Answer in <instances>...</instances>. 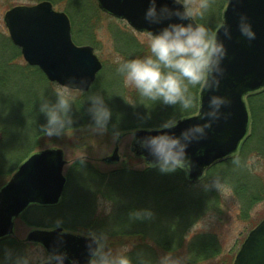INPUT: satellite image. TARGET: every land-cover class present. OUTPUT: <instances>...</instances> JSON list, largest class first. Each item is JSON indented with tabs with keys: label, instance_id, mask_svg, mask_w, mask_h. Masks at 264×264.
Here are the masks:
<instances>
[{
	"label": "trees",
	"instance_id": "1",
	"mask_svg": "<svg viewBox=\"0 0 264 264\" xmlns=\"http://www.w3.org/2000/svg\"><path fill=\"white\" fill-rule=\"evenodd\" d=\"M49 1L54 3L63 0ZM65 11L72 25H74L75 20L82 18L78 27L77 37L79 39H92V31H89L85 24L88 22L89 16L96 11L98 12L95 0H65ZM203 20H206V17ZM197 22L205 23L200 20ZM217 26L218 24L215 25V28ZM116 39L122 42L121 49H123V52L121 53L124 55V59L148 52L146 44L137 42L135 38L127 34H118ZM9 46L12 49H17L12 43ZM3 48L7 49L5 45ZM9 61L11 60H8L6 64ZM118 65L111 70L117 72ZM26 67L28 72L21 68L19 70L23 76V73H25L31 80L33 77V82H7L10 81L13 75L12 72H10V78L5 74L0 75V180L6 177L7 174L10 175V172L15 170L34 151L32 150L33 148L42 145L44 141L41 138L46 137L42 129L47 125V116L40 111V105L44 100L55 103L57 99L56 91L61 92V89L58 90L55 83L47 81L38 68L28 65ZM122 78L123 76L117 72L116 77H114L115 82H112L119 91L121 100L126 98ZM41 80L45 82H38ZM101 84L103 82H99L98 75L88 92L70 91L72 94L70 96L64 93L67 98L73 101L69 115L79 116L80 122L73 123L59 136H48V139H57L71 129L79 127L82 122L84 123L86 118L83 113H89L91 103L88 97L92 94H97ZM197 91L198 89H193V94L198 101ZM139 97L136 92L135 99H138L137 103ZM146 103L150 102L147 101ZM248 103L252 118V129L243 142L239 154L228 158L220 165L214 166L208 171V174L216 169L224 168L220 176L226 178L228 183L233 185L234 190L239 195L241 194L243 203L250 206L253 202L264 199V183L256 178L254 180L247 175V172L245 173L243 170L244 165L241 164V156L245 151H260L264 157V91L249 96ZM172 107L174 112L171 113L162 102L146 105V109L141 108L142 112H140L139 116L135 115L136 117L133 118L138 119L139 117L140 121L137 120L138 122L127 125L109 121L110 124L108 123L107 130L115 134L137 128H159L172 118L178 119L194 112L193 109V112L184 114L180 112L179 106L172 105ZM195 109L197 110V108ZM117 119L121 120L120 118ZM124 120L130 119L126 118ZM88 123L94 126L93 120H88ZM24 145L27 146V152L22 158L13 162L12 151L18 150ZM237 157L240 160L239 164L234 163ZM240 166H242V170L236 172L234 170L235 167L240 168ZM244 174L253 181V185L244 183V176H246ZM66 177L67 183L59 205L53 207H32L38 208V213L40 212V214L42 209L51 210L52 212L49 215L54 219L55 224L52 227L63 226L65 228L69 226L72 229L79 227L83 234L89 232L106 233L108 246L115 249L122 245L121 242L126 237H135L136 246L127 253L133 264H139L141 258L150 261L151 264H158L155 258L157 255L156 247L165 249L168 245L172 248L179 246L184 232L193 221L195 214H199L205 207H208L213 198L212 205H214L216 199L214 189L210 186L206 188L204 196L202 193L199 195L194 193L193 184L189 183L180 167L170 172H162L158 165L153 167L146 166L143 171L123 167L106 175L88 163L76 161L70 166ZM204 179L206 180V178ZM72 183L76 186L81 183L84 190L93 189L89 199H87L88 194L83 195L84 192L81 194L82 196L80 195L81 198L87 197V201L91 203L90 208L86 209L85 212H83V203L81 205L79 198L75 200L69 197V204L66 202V195ZM248 189L251 190L250 193H248ZM74 192L76 191L74 190ZM97 195L107 204L106 209H110L109 212L104 211L99 215L96 214L95 200ZM208 195H211V198H208ZM64 202L65 204H63ZM63 205L64 208L68 206L71 210H78L79 216L67 219L66 216L68 215H64L62 212ZM144 210H149L152 213L151 216L135 217V212ZM116 213L117 215H115ZM160 226L161 232L157 233L158 231L156 230ZM146 238L150 239L155 245L147 244L145 242ZM190 245L189 263L202 264L209 257L216 256L219 253L214 238L210 236L199 237ZM36 246L39 245L19 241L13 236L2 238L0 239V264H15L18 256H24L27 252L30 254L37 252Z\"/></svg>",
	"mask_w": 264,
	"mask_h": 264
},
{
	"label": "water",
	"instance_id": "2",
	"mask_svg": "<svg viewBox=\"0 0 264 264\" xmlns=\"http://www.w3.org/2000/svg\"><path fill=\"white\" fill-rule=\"evenodd\" d=\"M96 1L102 11L126 20L138 32L149 34L162 26L150 24L145 19L148 0ZM164 3L179 7L171 0H158V6ZM242 12L247 13L257 33L256 40L251 43L237 39V24ZM4 21L10 39L20 48L24 60L38 67L49 81L74 90L87 91L90 88L102 65L91 46L74 44L68 16L56 11L51 2L45 0L34 5L15 6L6 12ZM224 21L232 26L231 39L226 38L223 29H220ZM215 31L228 49L224 60L226 75L219 92L231 96V104L224 108V111L231 112V116L214 123L206 139L188 148V161L180 168L186 172L191 183L200 180L213 165L235 155L249 133L250 115L245 99L264 89V0H228ZM82 78L86 83L80 85ZM207 98V94L200 90L197 113L178 119L173 128L135 130L132 151L148 165L156 166L155 158L141 147L140 140L161 132L179 135L190 124L200 122L196 117L199 101L203 100L206 106ZM104 161L118 162V148ZM65 164L62 149L52 147L33 152L18 166L0 188V239L14 234V220L28 206H53L60 202L66 184L63 174ZM25 240L40 244L47 253L66 251V264H71L73 260L77 264H89V237L86 235L56 227L32 229ZM233 264H264V218L248 233Z\"/></svg>",
	"mask_w": 264,
	"mask_h": 264
},
{
	"label": "rangeland",
	"instance_id": "3",
	"mask_svg": "<svg viewBox=\"0 0 264 264\" xmlns=\"http://www.w3.org/2000/svg\"><path fill=\"white\" fill-rule=\"evenodd\" d=\"M41 1L45 0H0V75L5 74L8 78H10V72L13 73L10 81L7 82H33V77L31 80V78H29V76H27L25 73H23V76L22 72L19 70L21 68L28 72V68L26 67V65L28 64L24 60L20 48L17 47L10 39L9 31L4 21V16L7 11L15 6L34 5ZM190 2L192 6L195 7L199 3V0H190ZM226 2L227 0H210L209 8L207 9V11H205L203 17H196V22L198 20L203 21L211 30H213L215 28V25L219 24L220 22L221 14L226 5ZM95 3L96 7L98 8V12L96 11L93 15L89 16L88 22L85 24L86 28H88L89 31H92L91 35L93 38L89 40L84 38L79 39L77 37V31L82 19L81 18L75 20L74 25H72L70 20L72 40L78 46H91L93 48L94 54L99 59L102 65L97 76L99 75V82H103V84H101V88H99L97 94H100L104 97L105 103L111 109L112 116L110 121H113L116 124L125 125L138 122L137 120H141L139 117L138 119L133 118L139 116L140 112H142L141 108L146 109L145 103L147 101L144 100V98L139 97V101L137 103L138 99H135L137 91L135 90L133 85L126 83L124 78H122V84L125 89L126 98L121 100L119 97V91L112 83L115 82L114 77H116L117 72L111 69L116 68L115 66L124 60V55L121 53L123 52V49H121L122 42H119V40L116 39V35H120L122 33L127 34L135 38L137 42L146 44L147 46L149 34L146 32L134 31L126 23V21L113 17L110 14L102 11L98 7L96 0ZM51 4L56 11L63 12L68 16L67 12L65 11V0L60 2L57 1L54 3L51 2ZM204 17H206V20H203ZM11 43L18 50L10 48L9 44ZM4 45L7 49L3 48ZM8 60L11 61L6 64ZM38 82L45 81L41 80ZM56 87L58 90L61 89V92L65 93L67 96L72 95L70 92L71 90L63 88L59 85H57ZM199 91L200 89H198L196 95L199 93ZM246 104L250 113L248 99L246 101ZM166 108H168L171 113L174 112L172 105H166ZM195 108H197V106ZM195 108L194 112L191 111L193 112L192 114L196 113ZM83 116L86 119L84 123L82 122L79 127L71 129L65 135H62L57 139H48V136L41 138V140L44 141L42 145L33 148L32 150L38 151L52 147L62 149L64 160L66 162V165L64 167L65 175L67 174L70 166L76 161L88 163L95 169L106 175L123 167H129L138 171L145 170L147 164L145 163L143 158L137 156L132 151V142L134 138L132 132L133 130L118 132L119 136H116V133H110L108 130L102 134L96 133L92 131V128L94 126L89 125L88 123V120H93L91 113L85 112L83 113ZM71 117L73 118L72 124L80 122L79 116L71 115ZM117 118H120L121 120H118ZM126 118L130 120H124ZM251 127L252 118L250 113V132L252 129ZM116 147L118 148L119 161L116 163L105 162L104 159L110 156L114 148ZM257 147H259V145H257ZM26 152L27 146L25 145L18 150H13V162L22 158ZM241 160V164L244 165L243 170L245 171V173L247 172V175L252 177L254 180L256 178L264 183V157L260 153V151H245L241 156ZM2 163L4 164V162ZM222 163L223 162L217 163L214 166L220 165ZM214 166H212L210 169H212ZM241 168L242 166H240V168L235 167L234 170L238 172L242 170ZM15 170L10 172V175L7 174L6 177L0 180V186L5 184L10 179V176L15 172ZM209 170L204 173L203 178L200 181H198L196 184H193V190L194 193H197V195L202 193L204 196L206 188L210 186L214 189V195L216 196L215 204L212 205L214 201L213 198V200L210 201V205L208 207H205V209L202 210L199 214H195V216L193 217V221L187 226L182 241L181 243H179V246H177L176 248H172L168 245L165 249H161L155 246L157 248V255L155 257L157 262H159L161 256L169 252L170 254L172 253L175 257H190V244H192L199 237L210 236L214 238L219 253L216 256L209 257V259L204 261V263L202 264H233L235 256L243 241L247 237L248 233L264 218V199L257 200L250 206L245 205L243 203V199L241 198V194L239 195L234 190L233 185L228 183L226 178L220 176V173L223 172L224 168L216 169L212 173L208 174ZM247 175L244 176V183H246L247 185L249 183L250 185L253 181L248 179ZM204 178H206V180ZM215 179H218L220 181L219 189L214 185ZM69 187L71 188L66 195L67 201L65 199V201L68 202L67 204H69V197L75 200L79 198V201H81V205L83 203V212H85L86 209L90 208L91 203L87 201V199H89V195L92 193L93 189L89 188L88 190H84L81 183H79L77 186L72 183ZM74 190L77 193L74 192ZM247 191L248 193L251 192V190L249 189ZM83 192V195L88 194V198L86 197L87 199L81 198V194ZM207 197L211 198V195H208ZM63 204H65V202ZM95 205L96 214L98 215L104 211H110V209H106L107 204H105L99 198V195H97ZM65 207L66 208H64L63 205L62 212L64 215H68L66 216L67 219L71 217L77 218V216H79L78 210H71L68 206ZM38 211V208L32 207L26 212L25 215L23 214L22 216H19L15 219L13 237H15L19 241H25L27 234L33 228L51 229V227L55 225L54 219L49 215L52 212L51 210L42 209V211L40 210L41 214L40 212L38 213ZM115 215H117V213ZM158 228L159 229H157L156 231H158L157 233H160L161 226ZM65 230L70 233L81 234V229L79 227H75V229H72L69 226H66ZM135 239L136 238L133 236L126 237L125 239H123V241L121 242L122 245L118 247V249L129 248V251H131L134 246H136L137 241ZM145 242L150 245H155L150 239L147 238ZM36 249L37 252L31 253L34 259L40 257L41 254L45 252L44 249L40 246H36ZM223 258H225L224 261H222ZM188 261H190V259L187 260V264H194L191 262L189 263ZM36 264H39V262L37 261Z\"/></svg>",
	"mask_w": 264,
	"mask_h": 264
},
{
	"label": "clouds",
	"instance_id": "4",
	"mask_svg": "<svg viewBox=\"0 0 264 264\" xmlns=\"http://www.w3.org/2000/svg\"><path fill=\"white\" fill-rule=\"evenodd\" d=\"M171 2L179 7H172L168 3L158 6V0H148L145 19L150 24L162 26L149 33L147 53L124 59L117 67V72L125 82L133 85L138 95L150 102L146 105L162 102L179 106L180 112L186 114L193 111L198 103L193 89H200L208 96L206 106L203 100L199 101L196 117L200 122L190 124L179 135L161 132L140 140L141 147L155 158L162 172L174 171L185 165L188 161V148L206 139L214 123L231 116V112L224 111L231 104V96L219 92L226 75L224 60L228 56V49L218 32L212 31L205 23L196 22V17H203L209 8L210 0H199L195 7L190 0ZM237 27V39L248 43L256 40L257 33L247 13L239 14ZM220 29H223L226 38H232V26L227 21L222 23ZM79 83L83 85L86 80L82 78ZM56 94L55 103L44 100L40 105V111L47 116V125L42 131L49 137L59 136L72 125L69 113L73 101L63 92L56 91ZM88 99L91 102L89 112L94 121L92 131L102 134L107 131L111 109L100 94H92ZM177 123L176 119H171L161 127L173 128ZM115 135L119 136V133ZM234 163H240L238 157ZM214 185L219 189L220 181L215 179ZM151 214L149 210L137 211L135 217H149ZM87 236L89 264H133L127 255L129 248L109 247L106 233L89 232ZM66 258V251L43 252L35 259L27 252L24 256H18L15 264H36L37 261L39 264H66ZM188 259L175 257L169 252L160 257L158 264H187ZM71 264L77 262L73 260ZM139 264L151 262L141 258Z\"/></svg>",
	"mask_w": 264,
	"mask_h": 264
}]
</instances>
